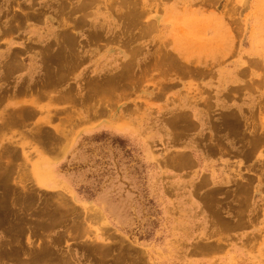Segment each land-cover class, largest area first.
<instances>
[{"label":"rangeland","instance_id":"374dc122","mask_svg":"<svg viewBox=\"0 0 264 264\" xmlns=\"http://www.w3.org/2000/svg\"><path fill=\"white\" fill-rule=\"evenodd\" d=\"M139 2L103 0L102 21L88 17L86 28L49 38L35 75L0 78V261L264 264V146L253 154L264 65L243 61L244 74L221 94L238 105L219 114L229 140H182L202 129L190 114L159 125L149 109L214 95L202 86L200 62L164 47L153 45L148 59L137 46L118 60L122 46L158 32L141 25L158 17V5ZM253 2L219 14L243 22L229 31L246 35L252 55L255 26L264 27V5L256 10ZM202 15L180 7L171 20L182 32L211 21ZM20 71L10 63L8 72ZM169 79L178 85L165 88ZM217 150L232 163L228 186H213L205 172V155L217 160Z\"/></svg>","mask_w":264,"mask_h":264},{"label":"crops","instance_id":"0c3cea01","mask_svg":"<svg viewBox=\"0 0 264 264\" xmlns=\"http://www.w3.org/2000/svg\"><path fill=\"white\" fill-rule=\"evenodd\" d=\"M141 6L151 4L158 5V17H149L141 23L143 30L147 27L158 29L155 37L144 39L140 42H128L126 47L120 48L118 60L134 55V49L142 46L144 55L150 58L152 46L164 47L170 55L179 57L191 63L200 62L198 75L204 77L202 86L210 90L214 97L210 101L193 99L183 102H169L159 100L160 105L150 108L148 119L159 125L173 123L172 116L183 112L190 114V121L202 126L201 131L190 133V137L182 138L196 141L229 140L228 132L223 131L219 120L222 111L237 108L236 103L226 102L221 94L226 92V87L237 83L239 74H244L245 64L243 61H261L264 65V37L263 26H255V47L253 55L244 46L246 35L240 32L231 33L230 28H244L241 21L219 20V14L227 12H243L249 0L233 3L231 0H138ZM256 10L264 5V0H253ZM20 5L19 10L17 5ZM103 0H0V78L9 76L35 75V71L41 69L42 52L41 47L49 42L58 30L62 29H84L87 27L86 20L92 18L102 21ZM227 6V8H226ZM180 7L188 9L194 7L205 19L206 14H211V21H199L195 26H183L181 32L177 21L171 20V12ZM243 8V9H242ZM247 9V8H246ZM76 12V13H75ZM144 13L148 10H144ZM153 19L155 22H153ZM86 23V24H85ZM92 26V25H91ZM96 27V26H94ZM168 27V28H167ZM148 33L144 32V36ZM120 39L117 38V43ZM251 42V41H250ZM249 42V43H250ZM252 44V42H251ZM119 52V50H118ZM249 52V53H248ZM168 54V53H166ZM30 58L32 63H27ZM17 64V73L8 72L10 63ZM226 63V64H225ZM177 79H169L164 87H175ZM158 97L160 95H157ZM255 104L256 111L263 109ZM212 127L213 132H211ZM256 141L254 156L260 155L264 146V118L260 117L255 123ZM201 128V127H200ZM260 140V142H259ZM216 153V152H215ZM217 160L212 159L208 151L205 155V172L209 174V182L213 186H228L232 179V163L224 158L225 154L218 155ZM240 155L249 156L246 148H242ZM258 162H262L261 160ZM227 172L225 174L224 172ZM198 176L199 171H191V176ZM218 250L222 248L220 244ZM0 264H16L10 261H0Z\"/></svg>","mask_w":264,"mask_h":264},{"label":"bare ground","instance_id":"6f19581e","mask_svg":"<svg viewBox=\"0 0 264 264\" xmlns=\"http://www.w3.org/2000/svg\"><path fill=\"white\" fill-rule=\"evenodd\" d=\"M207 246H208V245H207ZM204 247H205V246H204ZM208 247H209V246H208ZM210 247H211V246H210ZM210 247H209V248H210ZM202 249H203V248H202ZM211 249H213V248H210V250H211ZM214 249H216V248H214ZM204 250H205V249H204ZM207 250H208V249H207ZM207 250H206V251H207ZM138 264H143V262H142V263L138 262Z\"/></svg>","mask_w":264,"mask_h":264}]
</instances>
